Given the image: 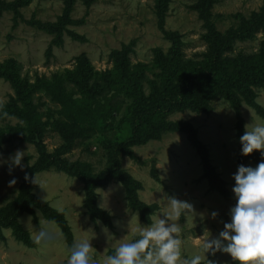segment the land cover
I'll use <instances>...</instances> for the list:
<instances>
[{"label":"rangeland","instance_id":"1","mask_svg":"<svg viewBox=\"0 0 264 264\" xmlns=\"http://www.w3.org/2000/svg\"><path fill=\"white\" fill-rule=\"evenodd\" d=\"M0 0V65L14 61L20 79L29 85L51 81L61 75L60 85L74 96L80 86L73 81H85L90 86L102 85V75L112 69L109 54L120 49L122 44L134 41L130 52L131 63L150 64L152 48L160 47L164 52L170 48L158 27L154 0H31L21 6L18 13L1 7ZM197 0H169L164 19L165 29L177 32L186 43V57L193 58L205 50L200 38L203 28L202 13L187 5ZM264 6V0H215L211 8V19L220 32L237 26L242 17H249ZM264 34L258 32L246 42H236L233 54L239 50L252 55L257 52ZM86 71L85 77L82 73ZM157 69L146 71L148 78H155ZM112 83L115 78L110 77ZM145 93L149 82L144 80ZM104 98H112L115 108L113 117L99 121L85 138L71 128L60 113V104L41 86L32 94L46 122L42 142L48 155L60 153L63 161L83 165L89 173L98 175L119 163V167L139 181L140 201L156 203L158 210L152 215L150 224L140 220L137 212L127 206L125 188L120 180L112 179L107 185L96 188V205L111 216L112 226H105L100 219L92 221L84 206V184L55 167L36 171L32 191L49 206L62 212L72 233V246H68L60 228L46 219L34 208V214L19 210L20 187L25 172L40 161L33 143L19 139L15 131L25 126L22 120L7 117L0 123V129H8L0 149V215L9 217L16 214L17 222L27 231L33 241L43 232L45 235L34 247L20 242L9 226L0 225V264H67L70 249L79 242L89 241L93 247L89 255L95 264H103L111 251L122 243L130 242L137 228L153 224L163 214L170 212L168 197L189 202L194 213H184L178 221L182 240L181 258L201 254L200 245L204 237L218 236L224 223L230 222V209L236 198L232 191L235 185L233 174L239 166L237 156L239 143L235 135V112L224 99L213 103L208 113H194L189 110L174 112L167 118L172 121H189L197 130L198 138L209 149V159L215 170L226 180L230 196L224 198L216 191L209 190L208 182L202 175L200 157L188 142L182 131L163 130L158 138L143 143L128 145L131 125L127 118L131 99L124 89L115 85ZM15 97L11 84L0 77V104H6ZM256 101L264 107V89L258 90ZM240 112L245 119V129L264 124L254 108L241 103ZM63 119L65 126L55 128L49 122ZM69 145V148H66ZM17 150L24 151L23 170L14 166L9 173L10 157ZM258 151V150H257ZM260 153V151H258ZM261 154V153H260ZM248 160V159H247ZM251 161V160H250ZM244 166L256 167L255 162ZM264 157L260 158V162ZM155 165L159 181L151 175ZM15 178L16 183L9 186ZM217 216L212 218L211 213ZM206 258L214 264H228L229 254L218 251L214 257ZM206 264V261H202Z\"/></svg>","mask_w":264,"mask_h":264},{"label":"trees","instance_id":"2","mask_svg":"<svg viewBox=\"0 0 264 264\" xmlns=\"http://www.w3.org/2000/svg\"><path fill=\"white\" fill-rule=\"evenodd\" d=\"M31 0H13L1 2L4 8L14 13ZM158 27L163 36L170 40V48L164 52L160 47L152 48V60L150 64L137 62L131 63L130 52L133 51L134 41L122 44L120 49H115L109 54L112 69L107 70L100 78L102 85L90 86L84 71L82 77L85 81H73L80 86L78 96L70 94L63 85H60L61 75H55L53 81L42 80L41 84L29 85L21 80L16 70L14 61H8L0 65V77L8 81L15 91V97H10L6 104H0V123L7 117L22 120L25 126L16 128L19 139L31 142L35 145L40 161L28 169L30 180L24 179L19 193V210H26L34 214V208L39 209L44 217L54 222L61 230L68 246H72V233L66 218L62 212H58L47 202L40 199L32 191V175L36 171L55 167L74 177L84 184V206L92 221L97 218L102 223L111 227V216L96 205V188L107 185L112 179L122 182L125 188L127 206L138 213L141 221L150 224L152 215L158 210L156 203L146 204L140 201L138 190L141 188L139 181L134 179L116 163L113 167L98 175H93L80 164L63 161L60 153L48 155L42 142L46 122L42 120L38 104L35 103L32 94L41 86L60 104V113L69 122L71 128L78 136L85 138L99 121L113 117L115 108L112 106V98H104L103 95L110 89L121 86L131 104L127 108L131 136L129 144L143 143L150 138H158L163 130L182 131L190 145L194 147L200 157L202 177L206 178L209 190L216 191L228 199L230 192L226 181L215 170L209 159L207 145L197 136V130L189 121H172L167 117L174 112L189 110L194 113L208 114L213 109V103L218 99L226 100L235 112V135L239 143L237 162L244 165L247 159L256 164L262 157L254 150L249 155H241L239 137L244 133L245 119L240 112L241 103L245 102L255 109L256 113L264 118V107L257 101L258 90L264 89V40L260 42L257 52L252 55L239 50L236 54L234 46L236 42H246L255 37L258 32L264 34V6L254 11L249 17H242L237 26L229 27L225 32L216 29L211 19V8L215 0H197L196 3L187 5L202 13L204 20L201 40L205 44V50L196 53L193 58L186 57L184 47L186 43L177 32L169 31L164 27V19L169 0H154ZM157 69L155 78L150 79L146 71ZM115 78L114 83L110 77ZM149 82V92L145 93L144 80ZM65 120V121H66ZM63 119H54L49 123L55 128L62 129L65 126ZM8 129H0V149L5 141V132ZM69 148V145H66ZM150 175L159 181L157 170L152 163ZM0 225L9 226L16 238L28 247H34L35 242L29 233L25 231L16 220V214L5 217L0 215ZM138 238L134 236L133 239ZM218 252V251H217ZM216 252V253H217ZM111 255L114 251L110 252ZM215 253V254H216ZM209 253V257H214ZM21 264V263H18ZM228 264H238L231 261Z\"/></svg>","mask_w":264,"mask_h":264},{"label":"clouds","instance_id":"3","mask_svg":"<svg viewBox=\"0 0 264 264\" xmlns=\"http://www.w3.org/2000/svg\"><path fill=\"white\" fill-rule=\"evenodd\" d=\"M241 155H249L258 150L264 157V124L254 125L239 137ZM24 151L17 150L9 161V173L14 166L23 170ZM235 185L232 191L236 204L230 209V222L224 223L218 236L203 238L201 254L181 258V227L178 223L184 213H194L193 206L184 200L168 197L170 212L163 214L153 224L136 229L138 238L120 244L114 254L107 256L103 264H214L206 258V253L215 255L217 251L227 253L238 264H264V161L256 167L239 165L233 174ZM24 179L30 180L25 172ZM35 183V177L31 180ZM16 183L13 178L9 186ZM212 218L217 216L211 213ZM41 232L34 242L44 237ZM89 241L76 243L70 249L67 264H95L89 255L92 250Z\"/></svg>","mask_w":264,"mask_h":264},{"label":"crops","instance_id":"4","mask_svg":"<svg viewBox=\"0 0 264 264\" xmlns=\"http://www.w3.org/2000/svg\"><path fill=\"white\" fill-rule=\"evenodd\" d=\"M257 151V150H256ZM258 152V151H257ZM247 161H250V159H248V160H246L245 162H244V165H247V164H249V163H246ZM250 162H252V160L250 161ZM224 179V178H223ZM225 180V179H224ZM226 181V180H225ZM228 190H229V188H228Z\"/></svg>","mask_w":264,"mask_h":264}]
</instances>
